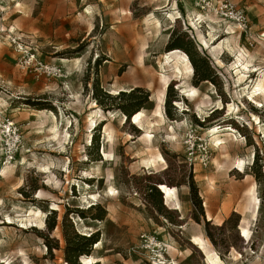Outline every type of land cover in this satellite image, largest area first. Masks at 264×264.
Masks as SVG:
<instances>
[{
  "label": "rangeland",
  "instance_id": "1",
  "mask_svg": "<svg viewBox=\"0 0 264 264\" xmlns=\"http://www.w3.org/2000/svg\"><path fill=\"white\" fill-rule=\"evenodd\" d=\"M231 1L249 21L246 33L212 9L202 12L199 0H0V264H73L64 250L71 227L99 237L92 259L78 264H207L209 254L215 264H264V0ZM173 31L212 71V82H199L188 59L191 73L182 69L169 82L175 109L159 101L161 77L173 75L166 52ZM32 57L59 72L34 69ZM96 82L112 96L147 91L141 127L103 110ZM193 87L195 97H183ZM10 122L20 135L11 162ZM155 183L176 188L162 204L178 225L148 204ZM94 205L105 211L102 221L93 219ZM232 213L236 229L233 219L216 230Z\"/></svg>",
  "mask_w": 264,
  "mask_h": 264
},
{
  "label": "trees",
  "instance_id": "2",
  "mask_svg": "<svg viewBox=\"0 0 264 264\" xmlns=\"http://www.w3.org/2000/svg\"><path fill=\"white\" fill-rule=\"evenodd\" d=\"M174 32L175 31L172 32L170 36L171 39L166 45V52H170L174 50L183 51L190 60V63L194 70V76L196 77V79H198L199 82H203V81L212 82V71L210 70V67L208 66L206 60L199 57L192 42L189 39H187L186 35H182V37L178 39L172 38ZM172 93H173V88H172V83H170L166 90L164 106L167 105L168 107L175 109V107L172 106V103L178 102V97L176 94H172ZM92 94L96 103L103 110H110L112 109L111 107H113L119 110L124 115L126 121H129L131 117L137 114L142 108L146 107L149 104V98H150V94L141 88H134L129 92L121 91L116 96H112L109 93L103 91L97 82L94 84V89ZM166 114L168 117L171 116L170 112H167ZM198 124L202 125L203 123H198ZM91 142H94L93 144H94L95 156L94 157L92 156L93 161H100L101 159L98 155V149H99L98 139L97 138L94 139L93 136ZM155 185L158 186V189ZM155 185H150L147 190L149 191L148 204L152 206L156 210V212L159 213V215H162L166 219H168L172 225H178L176 221L168 217L169 211L162 204V194L160 193L159 186L165 184L155 183ZM186 185L190 190V194H191L190 200L194 208V214L192 215V218L197 224H200V217L203 218L204 214H203V209L201 207L200 199L198 197L197 190L195 188L193 181L187 182ZM167 187L175 188L170 186ZM154 198L156 199V202H154L153 200ZM89 209L98 212V214L95 215L93 219L102 221L106 216L105 211L99 205L91 206L89 207ZM81 214L83 213L81 212ZM236 217L237 215L235 213H232L231 216L226 221H224L220 227L216 228V230L222 231L229 224L232 223L233 219L235 220V222L231 224L232 226L231 228L235 230L237 225ZM54 227H55V222H53L52 225L49 226V229L52 230ZM204 227L207 238L212 243V245L216 246L217 243L214 239L213 234L210 232L209 222L204 220ZM64 238H65V249H64L65 254L66 256L71 255L73 257L74 259L73 264H78L77 259H81V257L84 256L90 257L92 247L99 242V237L97 233L91 234L89 236H84L74 232L72 227H71V231L69 232L64 231ZM47 249L49 250L58 249V247L48 246Z\"/></svg>",
  "mask_w": 264,
  "mask_h": 264
},
{
  "label": "bare ground",
  "instance_id": "3",
  "mask_svg": "<svg viewBox=\"0 0 264 264\" xmlns=\"http://www.w3.org/2000/svg\"><path fill=\"white\" fill-rule=\"evenodd\" d=\"M167 57L173 59V61H175V65H174V68H173V71H172V74L173 75H171V77L170 76H165V75H163L161 77L162 80H163L162 93H161V96L159 98L160 99L159 101H160V104L161 105L164 104V101H165V93H166V90H167V86H168L170 80H172V77L178 79L179 77L184 76L182 69L185 70V71H188V73H191L190 71H192V68H191V65L189 63V60H188L187 56L184 53L180 52L179 50H174V51L168 52ZM182 93H183V97H192V99H193V97H195V94L197 93V89L194 88V87L193 88H184V89H182ZM176 104H178V102ZM132 124H137V125H140L141 124V113L140 112H138L137 114H135L133 116ZM140 127H141V125H140ZM54 129H56V127ZM212 130L214 131L215 129H212ZM226 131H229V130H226ZM217 141H219V139H217ZM103 155L105 156V152L104 151H103ZM158 158H160V161L164 163V160L162 159L161 156H159ZM235 165H236V167H235L236 169L235 170H239L241 172H244V167H243L244 166V161L243 160H236ZM159 190L162 191L164 200L166 202H169L174 197V195L176 193V188H169V187H167L165 185H160L159 186ZM248 194L250 196V201L252 202L251 204L253 206L254 212H256V210L258 209V206H259V200L255 196V194H256L255 186L252 187L248 191ZM173 209L174 210H178V206L174 207ZM206 217H207L208 220H210L208 214L206 215ZM239 231L241 233V237L242 238L243 237L246 238V240L248 241L249 238H250L249 231L246 230V229H243V228H239ZM200 238L199 239L198 238H192L191 241H192L193 244H195L196 246H199V248L203 249L204 242L201 240L202 238L201 239ZM96 245L98 246L99 245V242ZM212 253H214V252H212ZM210 255L211 254H209V256ZM209 256L208 257L207 256L205 257V258H207V260H206V263L207 264H215L216 262L219 261L214 255H213V257H209ZM82 258L83 259H90V260L92 259V258H89V257H86V256H84Z\"/></svg>",
  "mask_w": 264,
  "mask_h": 264
},
{
  "label": "built area",
  "instance_id": "4",
  "mask_svg": "<svg viewBox=\"0 0 264 264\" xmlns=\"http://www.w3.org/2000/svg\"><path fill=\"white\" fill-rule=\"evenodd\" d=\"M200 10L202 12L212 9L227 21L234 23L240 33H246L249 29V21L245 13L235 7L231 0H199ZM31 64L34 66V69L40 68L45 73H56L59 72L58 68L53 65L41 66L37 63L34 57L31 58ZM4 134L12 138L10 145H7V161H13L15 155L19 150L20 140L19 132L13 125V123H8L7 127H4Z\"/></svg>",
  "mask_w": 264,
  "mask_h": 264
},
{
  "label": "water",
  "instance_id": "5",
  "mask_svg": "<svg viewBox=\"0 0 264 264\" xmlns=\"http://www.w3.org/2000/svg\"><path fill=\"white\" fill-rule=\"evenodd\" d=\"M157 188H158V186H156ZM161 192V194H162V191H160Z\"/></svg>",
  "mask_w": 264,
  "mask_h": 264
},
{
  "label": "crops",
  "instance_id": "6",
  "mask_svg": "<svg viewBox=\"0 0 264 264\" xmlns=\"http://www.w3.org/2000/svg\"><path fill=\"white\" fill-rule=\"evenodd\" d=\"M207 218V217H206ZM208 220V219H207Z\"/></svg>",
  "mask_w": 264,
  "mask_h": 264
}]
</instances>
